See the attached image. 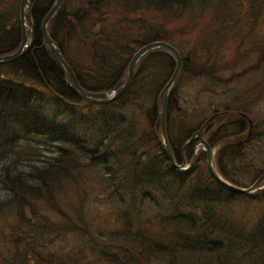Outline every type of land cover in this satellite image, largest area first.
Segmentation results:
<instances>
[{"label": "trees", "instance_id": "obj_1", "mask_svg": "<svg viewBox=\"0 0 264 264\" xmlns=\"http://www.w3.org/2000/svg\"><path fill=\"white\" fill-rule=\"evenodd\" d=\"M209 1L85 0L79 7L70 10L69 1L65 0L63 7L49 21L47 29L50 36L58 43L63 57L73 68L83 87L94 91L111 90L123 83L130 56L136 48L152 40L170 42L164 36V32L162 35L150 20H145L149 9L175 13L193 5H208ZM52 3L53 0H32V14L35 23L32 46L15 61L0 64V160L6 153L5 147L31 133L39 134L48 140H56L59 154L57 161L51 166L35 167L27 176L21 173L9 175L11 174L9 168L5 170L1 181L10 191L9 203L13 202L16 206L14 209H16L19 224L17 227L20 230L19 237L23 238L25 243L32 244L33 237H48L54 234L53 238L55 234L65 235L68 231H76L80 234L89 233L85 219L81 213L80 216L78 215L79 210L77 209L71 214L64 206L59 205L56 207L60 214L57 216L58 219L49 218L38 210L37 201L44 198L43 191L48 196L53 195V191L65 186L63 180L73 173L65 174L69 170L64 169L63 161L68 166H74L73 170L81 164H84V167L88 165L102 167L103 173L107 174L106 178L110 182V196H116L119 201L123 202L121 212L125 213L128 211L125 202L127 185L129 192L137 194L140 202L147 201L149 198L157 202L152 194L154 190L161 193L164 189V191L173 193L172 195H177L172 197L180 198L179 195L181 197L184 195L178 204L183 203L186 208L200 207L201 203L207 204L208 201L213 202L224 196H226L225 199L230 198L231 200L237 196V192L225 189L208 171H206L207 178L197 176L189 182L190 174L196 176L197 169L194 170V167L199 160L196 159L190 169L177 171L172 167L162 148L157 103L161 88L174 70L173 56L163 48L148 51L138 62L137 74L130 87L118 99L101 104L86 102L77 97L67 86L61 66L48 46L43 44L39 25ZM102 3L107 5L102 6ZM115 15L120 19L121 24L113 33L108 27L115 30L113 20ZM122 20L127 24L124 25ZM146 24L148 33H143ZM12 32L14 38L0 48L1 55L14 51L20 43L18 15L12 24ZM132 33L134 35H131ZM70 42L74 44L73 50H69L75 54L73 56L67 50ZM78 53L82 61L77 59ZM189 61L190 57L183 56V70H187V73H190ZM84 65H87L88 69L93 67L98 69L97 66L105 68L101 70L104 74L82 75L90 73L89 71L80 72V66ZM10 75H14L15 78ZM43 90L47 93L45 91L43 93ZM141 92L151 97L152 105L143 114L149 124V130L144 136L136 139L135 127L133 129L130 127L136 115L129 116L126 104L140 96ZM177 99V91L173 87L167 98L166 130L173 153L176 159L180 160L179 148L189 136L190 131L189 126L181 124L180 120L183 118L177 115L180 110ZM43 104L46 107L47 104L54 106L60 115L57 114L58 112L48 113L46 111L49 116L46 117L44 112L43 121L40 123L39 118L43 116L37 109ZM78 104L88 106L90 109L87 112L77 113L74 107ZM94 107H98L100 113L95 114L92 110ZM66 115L71 117L67 119ZM57 116L65 122L60 121ZM85 157H87L86 161ZM123 157L128 160H124ZM72 177L79 178L78 175ZM184 188H191V190L186 189L187 192L182 194ZM34 199L36 202H33ZM3 202L8 203V200L0 201V208L5 205ZM49 202L54 206L51 200ZM215 214L211 211V206L207 207L204 211L206 217L200 227L206 226L208 229L215 227L220 230L219 234H221L227 231V228L220 223V217L217 218L219 223L211 217ZM178 215L187 221L188 229L197 224L191 219L192 214H190L191 218L184 212H179ZM257 231L260 234L259 229ZM23 234L25 236H22ZM134 237L138 238L140 235ZM143 242L147 244V240L141 243ZM187 244L183 246L192 247ZM85 246L90 247L91 245ZM198 247L200 250L209 248H204L202 245ZM152 248V251L157 253L172 251V248L159 244H155ZM215 249L219 250L220 247H215ZM8 253L9 255L4 257L2 255L0 264H34L32 260H28L32 259L29 253L20 257V263V258L17 257V254H20L19 250L13 249ZM83 255V250L77 251L71 262L81 263ZM104 258L108 264H112L111 262L134 264L133 258L127 259L126 256L112 257L111 254H104ZM59 262L64 264L62 260ZM41 264L45 263L41 262Z\"/></svg>", "mask_w": 264, "mask_h": 264}, {"label": "rangeland", "instance_id": "obj_2", "mask_svg": "<svg viewBox=\"0 0 264 264\" xmlns=\"http://www.w3.org/2000/svg\"><path fill=\"white\" fill-rule=\"evenodd\" d=\"M67 1H69V9L72 10L79 7L85 0ZM2 2L3 8L12 10L16 16L18 0H14V2L13 0L8 2L2 0ZM105 5L107 4L102 3V6ZM119 17H121L120 14ZM113 20L115 21V30L110 27L108 29L115 33L120 27L121 21L116 15ZM145 20H150L154 27L163 29L164 36L179 50L181 55L191 58L188 63L189 70L195 68L199 74L195 78L187 73V70H183L176 86H173L177 91V100L180 105L177 115L183 118L180 122L185 126L192 125L193 119L190 113L192 104H194V95L196 94L195 98H197L199 94L201 101L199 108H202L204 93L199 92L200 88L202 89L203 85L210 82L218 83L214 78H211L212 81L206 80V77L204 78L206 74L214 76L213 74H218V70L221 68L228 69L229 73L238 72L249 66L254 61L256 54L260 56L264 54V0H210L208 5H193L175 13L149 9ZM122 22L124 25L127 24L124 20ZM147 28L146 24L143 33H148ZM73 48L74 44L70 42L67 45L68 52ZM69 53L72 56L75 55L72 52ZM80 57L78 53L77 59L82 61ZM192 57H196L197 62L193 67H191ZM86 62H88L87 58ZM198 65L200 67H197ZM97 67L98 69H94V67L88 69L87 65L80 66V72L89 71L88 74H82L88 76L104 74L101 70L105 68ZM215 70L217 71L215 72ZM10 76L15 78L14 75ZM45 92L47 93V91ZM151 105V97L143 92L126 104L129 116L136 115V119L130 126L131 129L135 127L136 139L144 136L149 130V124L143 114ZM74 109L77 113H83L87 112L90 107L78 104ZM37 110L43 116L39 118L40 123L43 121L44 112L46 117L49 116L47 112H58L54 106L49 104L47 107L45 104L42 107L38 106ZM92 110L95 114L100 113L98 107H94ZM57 114L60 115V112ZM66 117L68 119L71 116L66 115ZM58 119L65 122L59 117ZM160 139L162 141L161 127ZM56 143V140H48L39 134L31 133V135L22 137L14 144L5 147L6 153L0 160V201L8 200V203L3 202L5 205L0 208V259L2 255L3 257L9 255L10 250L17 249L20 252L17 254L18 259L29 253L32 259L28 260H32L34 264L37 262L57 264L59 260H62L64 264H73L71 262V259H74L73 256L77 251L83 250L84 255L79 264H89L90 262L108 264L104 254H111L112 257L133 258L134 264H264V191L255 194L237 192V196L232 200L225 199L226 196H224L213 202L208 201L207 204L201 203L200 207L186 208L183 203L178 204L184 195L182 197L179 195L180 198H178L172 197L177 195H172L173 193L164 191V189L161 193L154 190L152 194L157 202L151 201L150 198L140 202L138 195L130 193L127 185L125 202L128 211L125 213L121 212L123 202L119 201L116 196H110V182L106 178L107 174L103 173L102 167L91 165L84 167V164H81L73 170L74 166H68L65 161H63L64 169L69 170L65 174L73 173L63 180L65 186L53 191V195L48 196L43 191L44 198L37 201L38 210L49 218L58 219L59 213L56 207L59 205L64 206L71 214L73 211L75 213L77 209L79 210L78 215L80 216L81 213L85 219L89 233L81 232L83 234H80L76 231H68L65 235L55 234L53 238L54 234L47 235L48 237H33L32 244L25 243V240L18 235L20 230L17 228L19 224L16 209H14L16 206L13 205V202L9 203L10 191L1 180L4 178L6 168H9L11 173L9 175L21 173L27 176L35 167L51 166L59 156ZM222 145L223 142H221ZM199 156L202 157L201 154ZM245 157L251 160L252 152L248 151ZM86 158H84L85 161ZM126 159L128 160V158H124V160ZM174 159L179 164L175 156ZM196 169V176L193 174L188 176L189 182L197 176L208 177L205 162L199 161L194 167V170ZM77 175L79 178L72 177ZM252 175L242 176L239 182L246 186L251 184ZM186 189L187 191L191 190V188H184L182 194L187 192ZM49 200L53 202L54 206L50 204ZM33 202H36V199ZM209 206H211V211L216 213L211 217L217 223H219L217 218L220 217V223L227 228V231L219 234L218 228L200 227L206 217L204 211ZM179 212L189 214V217L192 214V218H190L197 224L188 229L187 221L178 215ZM73 217L75 218V216ZM208 220L211 221V219ZM136 235H140V237H134ZM142 238L147 240V244L141 243L144 241ZM186 243L192 247L183 246ZM89 244L90 247L85 246ZM155 244L172 248V251L166 253L152 251ZM198 245L209 248L200 250ZM215 247H220V249L216 250ZM20 260L21 258L19 263Z\"/></svg>", "mask_w": 264, "mask_h": 264}, {"label": "flooded vegetation", "instance_id": "obj_3", "mask_svg": "<svg viewBox=\"0 0 264 264\" xmlns=\"http://www.w3.org/2000/svg\"><path fill=\"white\" fill-rule=\"evenodd\" d=\"M3 1L5 2V0ZM6 1L8 2L9 0ZM29 1H30V16L28 17L26 15V21H27L26 32L28 37L32 35V42L30 45L31 47L33 43L35 23L32 14V0ZM54 1L55 0H53V3ZM64 2L65 0H62L61 6L57 10V12L63 7ZM53 3L51 4V6L53 5ZM19 4H20V0L16 2L17 5L16 16L18 15V21L20 25V32H21L20 43H21L22 27L20 22ZM51 6L48 8V10L51 8ZM16 16L15 14H13L12 10L4 9L3 2L2 0H0V48H3L5 43L6 44H8V42L10 43L14 38V33L12 32V24L15 22ZM49 21L47 22L46 28L48 27ZM39 28L41 32V22ZM157 29L163 35L164 32L163 29L156 28V30ZM65 33L68 38V31L66 30ZM43 44H44V40H43ZM255 46H257V43H255ZM138 48H136L134 52ZM59 49L61 51L60 47ZM140 59L138 60V62L140 61ZM192 62L193 63L191 67H193L197 63L196 57H192ZM197 67L200 66L198 65ZM190 69H191L190 74L196 78L199 75L197 69L195 68H190ZM182 71H183V57H182ZM216 71L217 70H215V72ZM207 72L211 73L210 71ZM218 72H219L218 74L217 73L213 74L214 76L208 74L204 76V78L206 77L205 78L206 80L212 81L211 78H214L216 81H218V83L210 82L203 85L202 89L200 88L199 92L204 93L202 108H199V104L201 102L199 99V94L197 95V98H195L196 94L193 97L194 104H192L193 105L192 112L190 113V116L192 117L193 121H191L192 125L189 126L190 128L189 136L181 144L178 151V153L180 154V160H178L179 164H181L183 160H185L186 164H189L190 161H192L190 166L187 169H185L188 170L194 165L195 160L198 159L199 161L205 162L207 170L209 174L212 176L207 166V155H206L205 147L204 146L197 147V144L200 143L201 139H204L211 147L212 164L217 174H219L227 182L233 185H237L239 187H248L249 185L253 184L254 182L260 179L257 184V188L251 193L255 194L257 192L264 191V54L262 56L256 54L254 57V61L249 66L239 70L238 72L232 71L229 73L228 69L226 68H221L218 70ZM136 74H137V66L135 68V75ZM179 78L180 76L174 82L172 87L176 86ZM190 138H192V140L189 141L184 146V143ZM221 142H223L222 146H221ZM248 151L252 152V157L250 158L251 160L245 157ZM199 154H201L202 157L199 156ZM239 173H241L242 175ZM248 174L249 175L253 174L252 182L251 184L246 186L244 183L239 182V179L242 176L247 177ZM221 185L225 189L231 190L226 186H224L223 184Z\"/></svg>", "mask_w": 264, "mask_h": 264}, {"label": "water", "instance_id": "obj_4", "mask_svg": "<svg viewBox=\"0 0 264 264\" xmlns=\"http://www.w3.org/2000/svg\"><path fill=\"white\" fill-rule=\"evenodd\" d=\"M62 0H55L51 8L47 11L45 16L43 17L41 21V32L44 40V44H47L51 53L53 54L55 60L58 62V64L61 66L65 81L67 86L81 99L86 100L88 102L92 103H107L116 100L124 91L131 85L134 75H135V68L138 60L149 50L155 49V48H163L166 51H168L174 58L175 61V67L174 70L169 77V79L166 81L164 86L159 92V99H158V112L160 115V127H161V137H162V146L167 153L171 164L174 169L178 171H183L187 169L191 162L189 164L185 163V160L181 164H177L174 159V155L172 152V149L170 147L168 136L166 132V113H167V98L169 91L174 84V82L177 80V78L180 76L182 71V56L179 52V50L172 45L171 43L164 41V40H154L150 41L148 43L143 44L140 46L131 56L127 70H126V78L124 82L111 90L108 91H92L89 89H86L82 87L72 70V68L69 66V64L65 61L63 58L61 51L57 45V43L50 37L49 33L47 32V22L51 19V17L57 12L59 7L61 6ZM19 10H20V22L22 27V40L18 48L11 52L4 55H0V63L5 62H12L19 58L31 45L32 42V35L27 36L26 27H27V21H26V15L30 16V1L29 0H20L19 4ZM192 138L188 139L184 146L191 141ZM204 146L206 149V155H207V166L212 174V176L221 184L226 186L227 188L243 194H248L254 191L257 188V184L259 182L256 181L253 184L249 185L248 187H239L236 185H233L229 182H227L225 179H223L217 172L215 171L213 164H212V151L210 145L204 140L201 139L200 143L197 144V147Z\"/></svg>", "mask_w": 264, "mask_h": 264}]
</instances>
